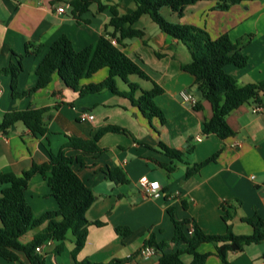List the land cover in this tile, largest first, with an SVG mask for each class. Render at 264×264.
I'll return each instance as SVG.
<instances>
[{
    "label": "crops",
    "instance_id": "obj_1",
    "mask_svg": "<svg viewBox=\"0 0 264 264\" xmlns=\"http://www.w3.org/2000/svg\"><path fill=\"white\" fill-rule=\"evenodd\" d=\"M101 2L116 5L121 13L135 8L134 0ZM216 4V0H201L188 5L183 15L164 6L160 14L172 23L203 27L212 38L224 33L233 41L245 38L243 53L248 56V64L242 68L228 64L225 70L242 85L264 82V0H242L224 10L215 8ZM62 5L66 6V12L59 13L57 8ZM110 18L111 12L99 11L97 3L78 22L71 15L68 0H0V69L14 61L15 54L22 55L17 89L28 91L35 86L37 67L55 40L65 34L81 50L95 43L102 34L113 32L112 27H107ZM135 27L146 32V43L141 38H131L121 48L150 78L132 74L129 80L145 90L151 89L154 82L163 87L164 92L155 97V102L165 115V123L158 117H146L130 98L109 89L81 94L80 90L69 87L57 72L48 86L20 98L12 96L11 76L0 75V122L6 112L14 109L49 107L45 116L48 130L44 134L33 133L22 121L16 122L7 135L0 133V172L20 174L33 163H45L50 152L58 153L71 137L93 139L108 124L129 131L103 134L98 142L105 148L102 153H87L78 148L66 150L74 158V170L95 194L86 214L88 219L105 222L102 226H90L78 259L108 262L141 251L128 264H155L158 252L150 259L143 254L144 242L150 237L169 243L167 251L184 248V244L171 242L174 224L168 207H174L178 219H194L206 233L212 234H224L227 230L221 207L224 202L237 206L232 220L236 234L253 233V227L243 217L257 214L264 218V110L254 112L255 103L246 102L227 116L235 131L233 136L221 139L216 134H205L203 123L213 116V108L202 97L194 76L181 68L182 63L191 59L187 47L162 31L148 14L142 15ZM28 42L40 45V52L29 53ZM109 72L108 67H103L82 79L80 85L99 83ZM116 81L121 92H129L127 82L120 77ZM183 89L196 96L202 105L200 110L182 100ZM140 92L137 90L135 96ZM260 99L264 104V89ZM84 112L94 117L82 120ZM160 141L188 153L185 158L190 163L219 153L216 161L188 177L186 163L175 162L177 166L171 172L160 165L172 163L159 150ZM115 168L125 170L130 179L128 184H116L110 178L108 171ZM142 178L158 180L166 196L159 199L147 196L140 185ZM26 198L37 216L58 208L50 186L40 173L31 178ZM119 225L128 226L131 234L126 237L119 234L116 231ZM38 230L30 231L22 240L30 241ZM55 245L54 241L43 244L42 252L47 251L46 264H72L74 235L68 233L64 250L58 255L51 252ZM198 250L210 253L205 264H227L211 242L202 243ZM21 258L30 264L25 256ZM183 258L187 262L192 260L189 254ZM228 260L231 264H264V242L246 245L241 251L231 250ZM0 264L17 263L0 257Z\"/></svg>",
    "mask_w": 264,
    "mask_h": 264
},
{
    "label": "trees",
    "instance_id": "obj_2",
    "mask_svg": "<svg viewBox=\"0 0 264 264\" xmlns=\"http://www.w3.org/2000/svg\"><path fill=\"white\" fill-rule=\"evenodd\" d=\"M198 1L201 0H134V10L121 13L116 5H108L101 0H68L71 15L78 22L83 21L82 15L90 10L94 3L98 4L99 11L108 9L111 12V18L107 27H112L113 32L102 34L95 43L81 50L75 48L73 41L67 35L60 36L50 45L48 52L40 61L36 70L37 82L28 91L19 92L17 89L22 55L15 54L16 59L7 67L0 69V75L11 76L12 96L20 98L48 86L54 73L57 72L69 87L80 90L81 94L109 89L115 94L130 98L146 117H158L165 123V115L155 102V97L164 92L163 87L154 82L151 89L145 90L141 89L137 83L131 82L129 76L132 74L145 79L150 77L121 48L125 40L131 38H141L146 43L144 39L146 32L136 28L135 24L142 15L148 14L162 31L177 38L190 52V61L182 63L181 68L194 76V82L202 97L208 100L213 108V116L203 123L204 133L216 134L221 139L229 138L235 134V131L229 125L227 116L246 102L261 103L260 92L264 89V82L242 85L225 70L228 64L241 68L248 64V56L243 53L246 45L245 38L233 41L228 33L212 38L203 27L172 23L160 14L162 7L169 6L179 15H183L188 5ZM241 1L216 0L215 8L228 9ZM26 50L29 53L38 54L41 46L28 42ZM103 67H108L110 71L103 81L80 85L82 79L92 76ZM117 77L128 83L129 92L120 91ZM137 90L141 92L135 96ZM194 108L200 110L201 103H197ZM48 111L49 107H41L6 112L0 122V133L7 135L16 122L22 121L33 133L44 134L48 130L45 120ZM108 132L129 133L120 125L108 124L93 139L71 137L58 153L50 152V158L45 163H33L29 169L20 174L12 171L0 172V257L17 264H26L21 258L23 255L30 264H46L47 251L39 252L36 248L48 241H54L56 245L51 252L58 255L64 250L69 232L75 237V246L71 251L72 264H128L141 254V251H138L127 258H113L108 262H96L89 258L78 259V254L86 244L90 226H102L105 222L88 219L86 214L95 200V194L74 170V158L68 156L66 150L78 148L87 153H102L105 148L100 147L98 142L100 137ZM158 148L172 160L170 164H160L162 167L171 172L177 166L175 162L186 163L188 177L199 172L210 162L216 161L219 153L203 161L190 163L185 158L188 153L170 147L163 141L159 142ZM77 159L83 163L81 157ZM36 173L43 175L58 202L57 209L47 210L40 216L35 215L26 198L28 184ZM108 174L116 184L130 182L122 168L109 170ZM221 207L224 210L223 219L227 226L224 234L206 233L194 219H178L174 207H168V213L174 224L171 242L175 245L184 244L185 247L167 251L169 243L157 242L153 237L145 240L143 247H155L159 254L155 264H205L210 253H202L198 248L202 243L211 242L216 246L217 255L225 263L231 264L228 260L229 251H241L246 245L264 242V218L257 214L243 217L242 220L253 227V233L236 234L232 220L236 215L237 206L224 202ZM190 225L193 226L192 233H189ZM38 228V232L30 241H22L26 234ZM116 231L124 237L132 232L128 226L121 225L116 227ZM184 254L191 255L192 260L187 262L183 258Z\"/></svg>",
    "mask_w": 264,
    "mask_h": 264
},
{
    "label": "built area",
    "instance_id": "obj_3",
    "mask_svg": "<svg viewBox=\"0 0 264 264\" xmlns=\"http://www.w3.org/2000/svg\"><path fill=\"white\" fill-rule=\"evenodd\" d=\"M57 10L59 13H64V12H66V6L65 5L59 6L57 8ZM180 95L182 97V100L186 104H188L192 107H195L197 105L198 99L188 89H183L181 91ZM263 110H264V104L263 103H255L254 104V106H253L254 112H261ZM93 117H94V114L87 113V112H84L81 115L82 120L92 119ZM236 144H238V143H236ZM251 177L254 178L255 176L252 175ZM140 185L143 188L145 194L151 198L159 199L163 196H166V193L164 192L163 187L158 180H152L151 181L147 178H142L140 180ZM192 231H193V226L190 225L189 233H192ZM36 249H37V251L42 252L43 251V245L38 246ZM143 254L146 258L150 259V258L157 256L156 255L157 251H156L155 247H153V246H146L144 248Z\"/></svg>",
    "mask_w": 264,
    "mask_h": 264
},
{
    "label": "rangeland",
    "instance_id": "obj_4",
    "mask_svg": "<svg viewBox=\"0 0 264 264\" xmlns=\"http://www.w3.org/2000/svg\"><path fill=\"white\" fill-rule=\"evenodd\" d=\"M22 241L26 242V240H24V239Z\"/></svg>",
    "mask_w": 264,
    "mask_h": 264
}]
</instances>
